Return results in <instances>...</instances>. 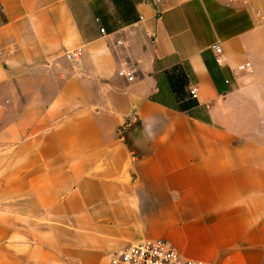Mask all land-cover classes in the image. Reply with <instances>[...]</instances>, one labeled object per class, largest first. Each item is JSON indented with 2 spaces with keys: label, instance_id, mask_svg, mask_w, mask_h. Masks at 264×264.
<instances>
[{
  "label": "crops",
  "instance_id": "obj_1",
  "mask_svg": "<svg viewBox=\"0 0 264 264\" xmlns=\"http://www.w3.org/2000/svg\"><path fill=\"white\" fill-rule=\"evenodd\" d=\"M1 106L0 264H264V0H0Z\"/></svg>",
  "mask_w": 264,
  "mask_h": 264
},
{
  "label": "built area",
  "instance_id": "obj_2",
  "mask_svg": "<svg viewBox=\"0 0 264 264\" xmlns=\"http://www.w3.org/2000/svg\"><path fill=\"white\" fill-rule=\"evenodd\" d=\"M141 18V17H140ZM100 32L104 33V28L100 27ZM214 51H220V46L214 44ZM82 54L81 48H75L66 53L68 60H76ZM240 71L251 72V64L246 61L237 67ZM119 75L125 76L127 80H132L130 72L119 70ZM228 83V81H225ZM195 87L190 88V94L194 95ZM109 264H209L203 260H196L183 257L175 248L161 239L144 240L137 244L128 246L122 250L114 251Z\"/></svg>",
  "mask_w": 264,
  "mask_h": 264
},
{
  "label": "rangeland",
  "instance_id": "obj_3",
  "mask_svg": "<svg viewBox=\"0 0 264 264\" xmlns=\"http://www.w3.org/2000/svg\"><path fill=\"white\" fill-rule=\"evenodd\" d=\"M16 109L19 108H14V107H0V116L2 117V121L5 119H8L9 117L15 115ZM4 122H0V126L3 125Z\"/></svg>",
  "mask_w": 264,
  "mask_h": 264
},
{
  "label": "trees",
  "instance_id": "obj_4",
  "mask_svg": "<svg viewBox=\"0 0 264 264\" xmlns=\"http://www.w3.org/2000/svg\"><path fill=\"white\" fill-rule=\"evenodd\" d=\"M188 105L189 104H187V103H182V104L179 105V109L180 110H186L188 108Z\"/></svg>",
  "mask_w": 264,
  "mask_h": 264
}]
</instances>
